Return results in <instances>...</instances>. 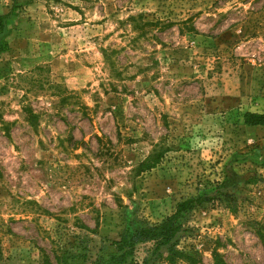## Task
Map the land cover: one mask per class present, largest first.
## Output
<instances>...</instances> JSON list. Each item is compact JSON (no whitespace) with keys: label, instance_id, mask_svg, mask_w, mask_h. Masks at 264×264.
Wrapping results in <instances>:
<instances>
[{"label":"rangeland","instance_id":"obj_1","mask_svg":"<svg viewBox=\"0 0 264 264\" xmlns=\"http://www.w3.org/2000/svg\"><path fill=\"white\" fill-rule=\"evenodd\" d=\"M0 264L179 221L174 264H264V0H0ZM147 158L154 168L142 170ZM136 245L138 264H171ZM194 261V263H193Z\"/></svg>","mask_w":264,"mask_h":264},{"label":"trees","instance_id":"obj_2","mask_svg":"<svg viewBox=\"0 0 264 264\" xmlns=\"http://www.w3.org/2000/svg\"><path fill=\"white\" fill-rule=\"evenodd\" d=\"M3 16H0V33L2 32L1 22ZM7 44L0 39V53L6 50ZM243 123L249 127H264V114L245 113L243 115ZM157 160L147 158L140 165L142 170H150L155 167ZM206 202L226 203L228 208L235 206L236 197L232 194L218 192L210 197H197L195 199H187L176 205L172 215L166 217L162 222L150 226H140L133 230L130 234L122 235L118 241L112 242V246L116 249V255H111L106 262H90L89 264H138L132 260L133 249L136 245L153 243L155 248L168 247L170 256L169 263L174 264L178 257H183L181 253L174 251V243L178 235L183 231V224L179 221V216L191 211L196 205ZM42 264H87L84 256L72 254L67 251L54 253L53 260H50L44 253ZM184 259L191 262V259L184 256ZM194 263V261H193ZM144 264V263H143Z\"/></svg>","mask_w":264,"mask_h":264}]
</instances>
